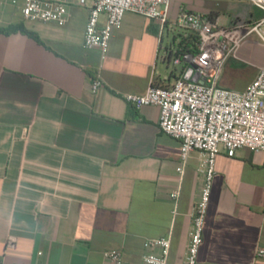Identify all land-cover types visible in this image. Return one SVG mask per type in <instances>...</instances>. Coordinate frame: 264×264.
<instances>
[{
  "label": "crops",
  "instance_id": "crops-1",
  "mask_svg": "<svg viewBox=\"0 0 264 264\" xmlns=\"http://www.w3.org/2000/svg\"><path fill=\"white\" fill-rule=\"evenodd\" d=\"M21 5L0 0V28L21 24L37 37L0 32V264H113L103 256L109 249L121 250V264H143V242L168 232L167 264H181L201 153L189 154L180 175V143L160 131L159 106L137 108L122 96L180 75L183 64L171 61L187 36L174 24L178 9L170 3L162 31L157 20L126 12L101 60L83 44L86 6L70 4L59 25L26 20ZM259 12L250 4L247 21ZM263 63L264 44L251 34L219 84L244 91ZM99 65L103 84L92 92ZM214 169L196 264H264V254L255 257L264 248L262 153L221 149ZM10 234L13 248L5 246Z\"/></svg>",
  "mask_w": 264,
  "mask_h": 264
},
{
  "label": "built area",
  "instance_id": "built-area-1",
  "mask_svg": "<svg viewBox=\"0 0 264 264\" xmlns=\"http://www.w3.org/2000/svg\"><path fill=\"white\" fill-rule=\"evenodd\" d=\"M21 13L26 20L64 24L70 4L86 6L88 18L83 44L87 49H98L101 60L105 57L111 33L121 26L126 12H133L157 20L162 31L168 22L170 0H21ZM262 11L253 22H239L221 26L216 18L180 7L175 26L188 35H196V52L171 54L174 64H183L180 75L170 86L151 84L145 93L126 92L124 100L139 108L157 105L160 108L159 129L180 143V160L176 171L181 175L192 151H199L198 171L202 188L191 213V229L187 252L181 264H196L202 241L211 183L215 172V157L222 149L233 156L237 149L246 147L260 152L264 161V63L244 91L228 89L219 84L225 62L237 58L245 38L255 34L264 44V0H244ZM17 3L18 0H11ZM105 22L99 25L100 16ZM99 69L91 80L90 88L96 92L103 84ZM179 188L170 193L176 206ZM175 212V208L173 210ZM264 219V215H263ZM171 233L147 238L143 242V264H167ZM16 237L10 234L5 242L13 248ZM158 248L159 252L153 251ZM264 254V248L255 250V257ZM113 264H121L119 249L103 251Z\"/></svg>",
  "mask_w": 264,
  "mask_h": 264
},
{
  "label": "rangeland",
  "instance_id": "rangeland-1",
  "mask_svg": "<svg viewBox=\"0 0 264 264\" xmlns=\"http://www.w3.org/2000/svg\"><path fill=\"white\" fill-rule=\"evenodd\" d=\"M170 3L174 6L175 11L180 7L203 14H207L209 11H217L221 15L220 20H218L221 26L247 22L245 13L248 11L250 6L249 3L238 0H170ZM259 13L260 15H263L262 11ZM238 14L241 16L239 17Z\"/></svg>",
  "mask_w": 264,
  "mask_h": 264
},
{
  "label": "trees",
  "instance_id": "trees-1",
  "mask_svg": "<svg viewBox=\"0 0 264 264\" xmlns=\"http://www.w3.org/2000/svg\"><path fill=\"white\" fill-rule=\"evenodd\" d=\"M25 31L28 34H31L33 37L37 38L34 32L26 31L23 25H9L7 27L0 28V32L9 33L12 31ZM194 53L196 52V35L189 33L186 37L182 39L179 43L178 54L183 55L184 53Z\"/></svg>",
  "mask_w": 264,
  "mask_h": 264
}]
</instances>
